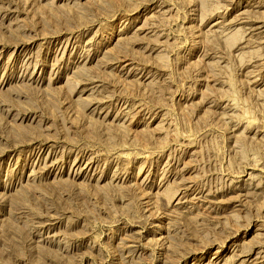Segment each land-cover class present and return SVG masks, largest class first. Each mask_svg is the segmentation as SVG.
<instances>
[{
	"label": "rangeland",
	"instance_id": "rangeland-1",
	"mask_svg": "<svg viewBox=\"0 0 264 264\" xmlns=\"http://www.w3.org/2000/svg\"><path fill=\"white\" fill-rule=\"evenodd\" d=\"M0 264H264V0H0Z\"/></svg>",
	"mask_w": 264,
	"mask_h": 264
}]
</instances>
